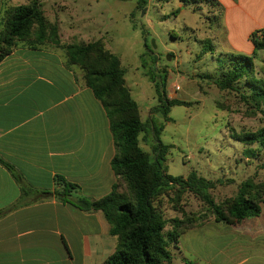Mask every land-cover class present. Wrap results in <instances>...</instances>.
I'll list each match as a JSON object with an SVG mask.
<instances>
[{
  "label": "crops",
  "instance_id": "0c3cea01",
  "mask_svg": "<svg viewBox=\"0 0 264 264\" xmlns=\"http://www.w3.org/2000/svg\"><path fill=\"white\" fill-rule=\"evenodd\" d=\"M37 1L58 25L61 45L104 41L75 42L88 29L65 23L53 0ZM213 1L226 12L225 54L253 56L251 36H264V0ZM30 2L0 0V32L6 12ZM256 65L264 78V50ZM84 75L51 43L21 42L0 64V264H104L116 251L103 212L56 196L59 177L79 187L73 202L100 200L117 183L110 121ZM171 250L172 264H264V205L257 218L195 227Z\"/></svg>",
  "mask_w": 264,
  "mask_h": 264
},
{
  "label": "rangeland",
  "instance_id": "374dc122",
  "mask_svg": "<svg viewBox=\"0 0 264 264\" xmlns=\"http://www.w3.org/2000/svg\"><path fill=\"white\" fill-rule=\"evenodd\" d=\"M53 2L65 23L88 29V34L75 42L104 39L120 58L143 122L152 118L155 127L163 128L159 139L154 133L143 134L141 147L153 160L159 141L170 147L161 159L168 175L187 178L195 172L207 180L221 181L211 192L217 204L234 198L248 179L264 181V151L241 141L245 134L264 127L263 112L246 105L236 93L220 91L214 79L204 77L217 76L225 55L228 34L222 8L206 0H146L143 7H139L141 0ZM62 4L72 7L65 11ZM165 73L168 98L189 104L172 107L167 117L153 111L161 107V100L149 76L156 74L161 82ZM249 149L257 153L256 158L248 157ZM156 206L171 224L181 218V211L211 214L191 193L178 197L174 191L167 192ZM174 264L182 263L175 260Z\"/></svg>",
  "mask_w": 264,
  "mask_h": 264
},
{
  "label": "trees",
  "instance_id": "16d2710c",
  "mask_svg": "<svg viewBox=\"0 0 264 264\" xmlns=\"http://www.w3.org/2000/svg\"><path fill=\"white\" fill-rule=\"evenodd\" d=\"M206 1L217 5L213 0ZM145 3L146 0H141L139 7L145 6ZM259 33L251 36L255 46L253 56L222 55L223 62L219 65L217 76L204 77L214 79L220 91L236 93L246 105L264 114V78L256 65L257 52L264 50V36L260 37ZM21 42L32 47L45 43L63 46L59 41L58 25L48 21L37 0L6 12L0 32V64ZM63 49L69 64L82 69L86 83L107 112L115 139L116 155L112 168L117 183L113 191L100 200L80 198L73 202L71 198L79 187L59 177L57 182L62 190L57 191L56 196L82 211L103 212L111 226V235L118 239L115 253L104 264H172L171 248H177L180 237L191 229L210 220L237 224L261 216L264 181L248 179L240 185L234 198L217 204L211 192L221 181L207 180L195 172L187 178L172 177L161 162L170 147L159 141L154 160L141 147L143 134L146 137L154 133L159 139L163 128L155 127L152 118L143 122L139 105L127 86V71L120 58L107 49L103 40L65 45ZM149 76L161 100V107L153 110L154 113L161 111L167 117L172 107L189 105L168 98L166 73L160 77L161 82H158L159 76L156 74ZM241 141L264 151V127L255 133L245 134ZM247 155L249 158L257 157V153L250 149ZM170 191H174L178 197L185 193L194 194L211 214L181 211V218L172 220L171 224L156 206V202ZM169 224L172 229L167 231ZM185 264L196 263L186 260Z\"/></svg>",
  "mask_w": 264,
  "mask_h": 264
},
{
  "label": "built area",
  "instance_id": "2783aa9c",
  "mask_svg": "<svg viewBox=\"0 0 264 264\" xmlns=\"http://www.w3.org/2000/svg\"><path fill=\"white\" fill-rule=\"evenodd\" d=\"M176 90H177V91L180 90V87H176Z\"/></svg>",
  "mask_w": 264,
  "mask_h": 264
},
{
  "label": "water",
  "instance_id": "95a60500",
  "mask_svg": "<svg viewBox=\"0 0 264 264\" xmlns=\"http://www.w3.org/2000/svg\"><path fill=\"white\" fill-rule=\"evenodd\" d=\"M168 60H171V57L170 56H168Z\"/></svg>",
  "mask_w": 264,
  "mask_h": 264
}]
</instances>
